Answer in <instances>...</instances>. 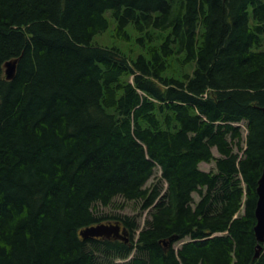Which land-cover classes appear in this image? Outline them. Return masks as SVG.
<instances>
[{"label":"trees","instance_id":"16d2710c","mask_svg":"<svg viewBox=\"0 0 264 264\" xmlns=\"http://www.w3.org/2000/svg\"><path fill=\"white\" fill-rule=\"evenodd\" d=\"M263 165L264 0H0V264H264Z\"/></svg>","mask_w":264,"mask_h":264},{"label":"rangeland","instance_id":"374dc122","mask_svg":"<svg viewBox=\"0 0 264 264\" xmlns=\"http://www.w3.org/2000/svg\"><path fill=\"white\" fill-rule=\"evenodd\" d=\"M114 26L115 23L110 19V24L108 28L102 33L96 34L92 39V44L98 46H107V47L116 46L119 49H121L123 52L128 54L129 56L135 58L139 53L138 47L135 44H133L132 41H122L121 39L116 38L113 35ZM240 126L242 129L243 137H245V132H246L245 125L241 123ZM239 153L240 155H242V152ZM213 154L215 157L219 156L216 149H213ZM200 169L203 171L214 170L215 162H210V163L203 162L200 164ZM159 177H160V172L159 170H156L154 177H152V179L148 181L147 186L155 183ZM164 191H165V187L163 188V192ZM192 196L195 203L199 201V196L197 194L194 193ZM96 212L98 215H121V216L136 217L140 225V228H143L145 221L148 219V210L143 211L141 209V202L126 201L121 197H116L113 200L112 204L106 208L101 207L99 205L96 206ZM180 245L181 242H178L174 244V247L178 248Z\"/></svg>","mask_w":264,"mask_h":264},{"label":"water","instance_id":"95a60500","mask_svg":"<svg viewBox=\"0 0 264 264\" xmlns=\"http://www.w3.org/2000/svg\"><path fill=\"white\" fill-rule=\"evenodd\" d=\"M17 59H12L4 63V74L7 80L13 79L16 70ZM257 203L255 208L256 225L254 227L257 250L255 258L258 257L261 244L264 242V165L262 168L261 176L257 184ZM80 237L83 239L105 237L114 238L118 240H127L128 233L125 228H122L120 223H100L93 226H88L79 232Z\"/></svg>","mask_w":264,"mask_h":264}]
</instances>
